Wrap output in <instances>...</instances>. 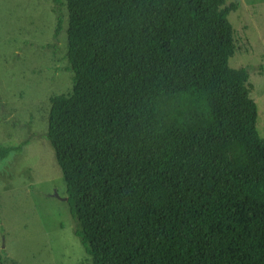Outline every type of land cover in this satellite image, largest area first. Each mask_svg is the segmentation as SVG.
Instances as JSON below:
<instances>
[{
	"label": "trees",
	"instance_id": "obj_1",
	"mask_svg": "<svg viewBox=\"0 0 264 264\" xmlns=\"http://www.w3.org/2000/svg\"><path fill=\"white\" fill-rule=\"evenodd\" d=\"M240 1L53 0L74 80L46 138L91 264H264V138L229 65Z\"/></svg>",
	"mask_w": 264,
	"mask_h": 264
},
{
	"label": "rangeland",
	"instance_id": "obj_2",
	"mask_svg": "<svg viewBox=\"0 0 264 264\" xmlns=\"http://www.w3.org/2000/svg\"><path fill=\"white\" fill-rule=\"evenodd\" d=\"M52 8L53 0H0V145L27 142L0 160V264H91L46 138L50 98L70 96L74 80L67 11L56 39ZM228 19L236 46L229 65L248 70L264 138V0H241Z\"/></svg>",
	"mask_w": 264,
	"mask_h": 264
},
{
	"label": "water",
	"instance_id": "obj_3",
	"mask_svg": "<svg viewBox=\"0 0 264 264\" xmlns=\"http://www.w3.org/2000/svg\"><path fill=\"white\" fill-rule=\"evenodd\" d=\"M68 200V197L67 198H65V201H67Z\"/></svg>",
	"mask_w": 264,
	"mask_h": 264
}]
</instances>
